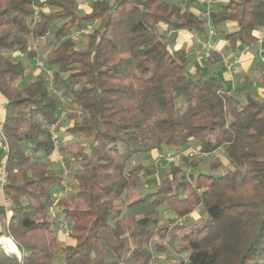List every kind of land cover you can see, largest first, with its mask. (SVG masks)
<instances>
[{
  "label": "trees",
  "instance_id": "obj_1",
  "mask_svg": "<svg viewBox=\"0 0 264 264\" xmlns=\"http://www.w3.org/2000/svg\"><path fill=\"white\" fill-rule=\"evenodd\" d=\"M79 1L0 0V97L10 146L0 155L9 200L5 209L0 193V237H12L21 252L19 259L0 247V264H150L166 251L151 246L164 231V206L175 219L200 206L206 212L202 226L182 237L190 254L180 264H264V99L234 94L202 68L191 71L188 51L172 50L168 37L186 31L210 42V30L231 26L223 34L229 48H250L264 29V0H214L204 19L192 9L197 0H90L84 15ZM161 24L165 33L156 31ZM78 31L84 48L73 37ZM38 58L64 107L44 72L26 80V64ZM207 60L222 57L212 51ZM65 108L67 132L91 142L63 147L74 187L58 200L57 218L50 208L66 176L50 161L49 128ZM191 144L209 156L222 150L232 170L196 174L200 161L183 155L180 170L132 200L151 174L142 164L127 169L134 155L180 156ZM63 227L70 244L59 238Z\"/></svg>",
  "mask_w": 264,
  "mask_h": 264
},
{
  "label": "rangeland",
  "instance_id": "obj_2",
  "mask_svg": "<svg viewBox=\"0 0 264 264\" xmlns=\"http://www.w3.org/2000/svg\"><path fill=\"white\" fill-rule=\"evenodd\" d=\"M172 1H175V0H172ZM196 3H197L196 5H193L194 7L200 6L201 2L200 0L199 1L197 0ZM223 4L224 2H219V7L222 6ZM90 8H91L90 0H81L79 3L77 13L79 15H84L90 11ZM165 29H166L165 26L161 24L156 28V31L159 33H165ZM227 31H231V26L223 27L222 29H219L218 32L221 33V36L218 38H211L212 43L214 44L224 39L223 34ZM181 33L184 35H189L186 32H181ZM173 37L171 36L169 37V39L172 40ZM198 39L199 37L195 38V40H198ZM85 44H86V39L84 37L81 36L80 38H78V45L80 48H84ZM195 44L198 45L196 41H195ZM182 48L188 51L189 58L192 59V54H191V49H190L192 48V46L189 47L188 45ZM201 48H202V45H201ZM171 49L174 50L177 48L174 45L171 47ZM40 52L43 54L44 52L43 47L40 48ZM45 53L43 54L44 56L46 55ZM201 58H204V57H201ZM201 58L199 60H201ZM26 67L27 69H29L27 71L26 80L33 78L34 73L36 71L39 72V70L37 69V61L36 63L35 62L27 63ZM218 67H219V64H215V65L209 64L208 67L203 68V70L205 69L204 71L206 70L214 71ZM24 84L25 82L23 81L20 84V86H23ZM63 114L64 115L61 120V123L59 127L57 128L58 150L56 151L57 152L56 154H58L57 156L58 164L56 165L53 164L52 166L56 171H62V173L66 174L67 170L69 171V167L66 168V170H64L60 162V159H59L60 155H62V157H64L63 162L65 161L66 163L65 158H66L67 152H65L64 148L69 146L70 150H75L79 146L87 147L89 143L91 142V140L81 138V137H76L68 133L67 129L72 125V122L65 121L67 118L66 108L63 109ZM190 146H191L190 150L178 156L179 157L178 161L175 164H169L167 161V158L170 157L169 155H172L174 153V151H170V150H166L164 154L153 153L150 155H146V154L134 155L127 162V169L130 170L135 165L142 164L144 168L151 169V174L144 180L143 185H141L140 187H138L137 189L131 192L130 195L132 196V200L140 196H143L148 192L155 191L156 188H158V186L163 183V180L166 179L169 172L174 173L180 170L179 163H180L181 158L183 157V155L188 156V153L191 152L192 150L195 151V156L193 158L200 161V167L195 171L196 174L200 172H204V173H209L212 176L217 177V176L225 175L230 170H232V167H230L229 165V160L226 158L222 150H219L215 154L209 156V155L200 154L198 147L196 145L191 144ZM117 148L121 152L124 151V148L122 145H118ZM189 158H192V157H189ZM77 166H78L77 164H74V168ZM181 172L182 174L187 175L189 171L186 168H183L181 169ZM182 174H179L177 176V179H179ZM73 187H74V182L68 176H66L65 187L62 191L59 190V192H57L56 194L57 199L59 200L60 198L73 192ZM128 200L129 198L126 197L124 199V203H126ZM163 209L165 210L168 208L164 206ZM54 215L57 218L59 217L58 207L54 209ZM171 219L173 220L171 221L172 223L167 221V218L163 216V221L161 225L164 231L161 232L156 238H154L151 243L152 248H154L155 245L160 244L166 247V251L165 253L155 254L154 255L155 257L153 258L150 264H180V262L187 260L190 252L186 250L185 247H183L182 237L190 233L191 231L197 230L198 228L202 226L203 222L206 219V212H205L204 207L200 206L196 211L190 214V216L186 219H182V218L175 219L174 216H171ZM174 220L176 221L174 222ZM67 232H68V227L67 228L63 227L59 234V238L62 241L70 244L72 243V241L67 238ZM172 247L177 248V249L180 247V249L182 248L183 249L181 253H174L171 250Z\"/></svg>",
  "mask_w": 264,
  "mask_h": 264
},
{
  "label": "crops",
  "instance_id": "obj_3",
  "mask_svg": "<svg viewBox=\"0 0 264 264\" xmlns=\"http://www.w3.org/2000/svg\"><path fill=\"white\" fill-rule=\"evenodd\" d=\"M199 1V0H198ZM200 6L194 7L197 3H194L192 9L195 13L200 15L203 19L207 18V14L203 12L205 8H208L205 0H200ZM232 31V29H231ZM186 32V31H181ZM181 32H169L168 37H173L174 45L177 49L184 46H192L191 54V71H196L198 68H202V72L206 74L210 79L214 81H223L227 89H230L234 94H239L243 96L244 94L251 92L258 99H264V63L262 58L264 57V29L259 32V41L255 46L245 49H239L237 52H233L229 48V44L222 39L219 42L212 43V50L205 55L204 58L197 57V51L201 48V43L204 42L200 38H197L196 35H193L189 32V35H184ZM217 35L213 38H218L221 36V33L216 31ZM195 41L198 45L195 44ZM212 51L218 52L222 57V62L219 63V67L214 70H206L203 68L208 67L210 62L207 60ZM233 64L231 67L229 65ZM38 71L34 73V77L38 76ZM0 102L4 104L3 100L0 97ZM5 105V104H4ZM55 153L50 157V161L56 165L58 164L57 156ZM1 155V153H0ZM1 205H4L3 196L1 194ZM164 211V212H163ZM162 214L167 219H170L172 214L171 210L163 209ZM168 221V220H167ZM68 238V236H67Z\"/></svg>",
  "mask_w": 264,
  "mask_h": 264
},
{
  "label": "built area",
  "instance_id": "obj_4",
  "mask_svg": "<svg viewBox=\"0 0 264 264\" xmlns=\"http://www.w3.org/2000/svg\"><path fill=\"white\" fill-rule=\"evenodd\" d=\"M205 1H206L208 6L212 5L214 2V0H205ZM38 12H39V8H35L36 18H37ZM207 16H208V14H207ZM82 34H83V31H78V32L73 33V37L78 39L81 37ZM216 35H217L216 31L210 30V37L213 38ZM32 45H33V50L36 51L37 50L36 45H34V44H32ZM201 45H202V48L200 50H198L196 53L198 58L204 57L205 55H209L208 53L212 50V45L210 42H202ZM262 62L264 63V57L262 58ZM232 65L233 64H231L229 66L231 67ZM37 69L39 70L40 73L41 72L45 73V80L48 84L49 89L52 91L53 94H55L59 98L62 106L64 107L66 104L65 98L59 90L54 89L53 73L51 71H46L44 69V64H43L42 58L37 59ZM4 109H5V105L0 102V153H1V155L6 156L7 154H9L10 146H9L8 139L4 133V120H3ZM63 115L64 114L62 112V115H61L58 123L49 128L50 134L52 136V141L54 142L56 151L58 150L57 127H58V124L61 122ZM203 155H205V154H203ZM188 156L194 157L195 151L192 150L191 152H189ZM178 158H179L178 156H170L169 158H167V161L169 164H175V163H177ZM59 159H60V162L62 164L63 169L66 170L67 167H66L65 161L63 162L64 157H62V155H60ZM65 176H67V173L65 174ZM6 182H7L6 165H5L4 161H0V193L3 196V202H4L3 207L5 209L8 208V206H9V200L4 196V193H3L4 188L6 186ZM57 204H58V199L55 200L54 204L50 208L51 214L53 216H55L54 215V209L57 207ZM4 236L12 244L10 246L9 243H6V242L0 243V247L4 250L5 255H7V256L15 255L17 258L20 259L21 258V252L19 251V248H18L17 244L15 243V241L13 240V238L8 236V235H4ZM4 236H2V237H4ZM67 236H68V234H67Z\"/></svg>",
  "mask_w": 264,
  "mask_h": 264
},
{
  "label": "bare ground",
  "instance_id": "obj_5",
  "mask_svg": "<svg viewBox=\"0 0 264 264\" xmlns=\"http://www.w3.org/2000/svg\"><path fill=\"white\" fill-rule=\"evenodd\" d=\"M9 243V245L11 246L12 244H11V242L4 236V237H1L0 238V243Z\"/></svg>",
  "mask_w": 264,
  "mask_h": 264
}]
</instances>
